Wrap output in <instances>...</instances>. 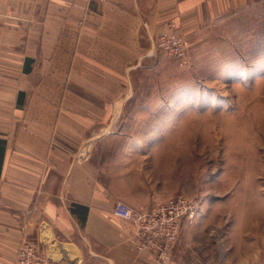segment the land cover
<instances>
[{
  "label": "crops",
  "instance_id": "0c3cea01",
  "mask_svg": "<svg viewBox=\"0 0 264 264\" xmlns=\"http://www.w3.org/2000/svg\"><path fill=\"white\" fill-rule=\"evenodd\" d=\"M248 3L0 0V264H16L25 239L54 264H159L139 249L138 228L113 214L119 201L159 205L127 135V108L160 62L159 34L175 31L190 47ZM201 225L181 221L166 264L234 260L220 254L230 242Z\"/></svg>",
  "mask_w": 264,
  "mask_h": 264
},
{
  "label": "rangeland",
  "instance_id": "374dc122",
  "mask_svg": "<svg viewBox=\"0 0 264 264\" xmlns=\"http://www.w3.org/2000/svg\"><path fill=\"white\" fill-rule=\"evenodd\" d=\"M159 53L124 121L147 194L194 200L182 221L230 242V264H264V0L203 30L183 58Z\"/></svg>",
  "mask_w": 264,
  "mask_h": 264
},
{
  "label": "built area",
  "instance_id": "2783aa9c",
  "mask_svg": "<svg viewBox=\"0 0 264 264\" xmlns=\"http://www.w3.org/2000/svg\"><path fill=\"white\" fill-rule=\"evenodd\" d=\"M155 45L162 54L183 58L187 43L183 36L169 30L155 38ZM197 212L194 200L184 196L160 204L149 211H135L126 203L119 201L114 205L113 214L133 223L143 239L139 249L151 248L157 254L159 264H166L171 259L174 244L184 218H193ZM16 264H54L52 259L41 253L37 241L23 240L17 249Z\"/></svg>",
  "mask_w": 264,
  "mask_h": 264
}]
</instances>
